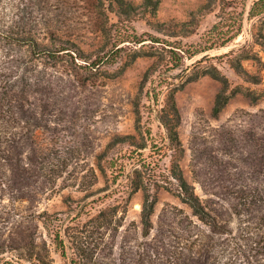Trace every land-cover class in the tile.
Listing matches in <instances>:
<instances>
[{
  "label": "rangeland",
  "instance_id": "obj_1",
  "mask_svg": "<svg viewBox=\"0 0 264 264\" xmlns=\"http://www.w3.org/2000/svg\"><path fill=\"white\" fill-rule=\"evenodd\" d=\"M124 1L0 0V25L13 39L28 33L56 55L38 58L25 43L0 41V264H68L40 219L85 223V213L103 206L102 190L114 191L125 211L106 235L108 264H188L195 233L209 243L206 264H242L238 246L246 257L264 243V15L247 18L257 0H223L226 13L243 14L240 34L192 57L209 47L221 0ZM222 78L227 101L214 117ZM170 93L182 151L160 166L178 164L223 227L215 233L155 186L143 236L144 190L127 197V175L138 181L140 163L157 158V117Z\"/></svg>",
  "mask_w": 264,
  "mask_h": 264
},
{
  "label": "trees",
  "instance_id": "obj_2",
  "mask_svg": "<svg viewBox=\"0 0 264 264\" xmlns=\"http://www.w3.org/2000/svg\"><path fill=\"white\" fill-rule=\"evenodd\" d=\"M103 1H110L118 8L126 7L124 0ZM128 8L131 10V7ZM219 12V21L212 26L210 31L207 32V42L205 43H208L209 41V47H203L202 50L193 51L190 55L191 57L212 49L223 48L227 43L235 39L240 34L243 14L232 13L229 15L226 13L223 0H221ZM261 15H264V0H257L252 3L248 11L247 18L253 19ZM224 28L233 30L232 35L225 37V35L221 33ZM9 29L10 27L5 28L0 25V41L4 44H9V42L13 41L22 42L27 44L31 48L33 54H35L38 58H56L55 53L47 45L39 44L31 35H28V33L20 38L17 37L16 39H13L14 37L10 35L8 31ZM134 42L140 43L137 42L136 39ZM66 44L68 45L69 43ZM64 47L66 46L61 48ZM61 50L64 51L69 49ZM94 65L95 64L92 66ZM174 66V68H177L178 63ZM222 80V89L216 95L212 108V115L214 117L218 115L227 101V85L223 78ZM169 97V101L164 103L160 114L157 117V120L164 131L161 138L162 143L156 147L158 148V152L154 153V151H151L153 155L156 154L157 158L155 159L152 155H149L142 163H140L139 169L133 172L134 174H137L138 181L132 179L130 174L127 175V197H130L132 193L139 189L144 190V197L140 211V222L143 230V236H148L151 229L150 216L156 204V197L150 194V188L155 186H160L163 189L175 194L182 203L188 206L192 215L198 222L205 226L207 225L210 232L215 233L216 230L223 227L218 225L214 218L207 212L200 199L195 195L193 188L185 181L178 164L175 161H172L169 162L168 166H160L162 160L168 156L175 159L182 151L176 132L179 120L178 113L172 93L169 94ZM154 98L156 99L157 97ZM116 140L122 142V138L117 137ZM115 144L119 143L116 141L110 143L106 148L107 151L111 150V146H115ZM114 160L116 159H108L107 167L109 169L114 167ZM100 192L104 193V195L99 199L101 201L99 204L103 206L99 207L95 216H90L89 211L85 213V223H81L80 220H78V223L74 224L70 228L63 225V220L60 217L53 219L51 216L44 215L40 219L44 228H51L50 230L53 236L52 242L54 248L62 258L68 261V264H108L107 258L109 257L112 249V236L108 234L106 237V235L108 232H117V230L121 227L125 217V211H120L119 204L112 198L114 191L106 193L107 191L102 190ZM249 196L252 197L251 195ZM107 198L111 199V202L106 203L105 200ZM202 235L199 233H195L194 235L192 248L190 249V256H188V264H206L205 260L210 258L207 255L209 252L208 250H210L209 243H207L205 238H202ZM262 235L264 237V233ZM241 251H243V249L238 246L236 255H243L246 259V261L242 264H264V243L262 246L257 248V252L254 255L245 257V251ZM36 258L38 262L42 263L44 261V259H40L37 255ZM4 264L12 263L5 262ZM15 264H17V262H15Z\"/></svg>",
  "mask_w": 264,
  "mask_h": 264
}]
</instances>
